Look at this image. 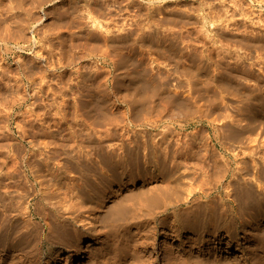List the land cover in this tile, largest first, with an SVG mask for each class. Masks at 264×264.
<instances>
[{
    "label": "rangeland",
    "instance_id": "rangeland-1",
    "mask_svg": "<svg viewBox=\"0 0 264 264\" xmlns=\"http://www.w3.org/2000/svg\"><path fill=\"white\" fill-rule=\"evenodd\" d=\"M40 142L93 159L100 145L116 152L114 171L75 193L88 210L106 192L83 262L264 264V0H0V172L36 150L47 160ZM148 144L180 145L176 160L192 170L168 204L148 202L163 192L155 178L125 177L127 162L146 166ZM246 191L261 203L243 212L234 198ZM32 223L38 248L28 262L41 264L50 242L39 239L42 218Z\"/></svg>",
    "mask_w": 264,
    "mask_h": 264
},
{
    "label": "bare ground",
    "instance_id": "bare-ground-1",
    "mask_svg": "<svg viewBox=\"0 0 264 264\" xmlns=\"http://www.w3.org/2000/svg\"><path fill=\"white\" fill-rule=\"evenodd\" d=\"M86 85L88 86V84ZM81 87L82 85L79 88ZM80 116L82 117L80 118V120L82 119V121H84L83 123L87 127L92 128V124L94 122L92 123V121L88 119L89 115H87L88 116L87 117L84 114V112H81ZM77 117H79V115ZM101 121H102L101 118H98L97 123L101 124ZM22 133H24L23 136L25 137L26 132H22ZM27 146L28 145L26 144L25 147ZM32 146L34 147V145ZM36 146L38 145L36 144ZM149 146L150 147H147V149L145 146V150H147V153H145V157H143L145 158L144 160L146 166H144V168H140L138 165L132 166L131 163L127 162L126 163L127 171L125 173V177H127L129 179L128 181H130V183L133 184H134L133 181L134 174L140 177L142 181L147 180L146 179L147 177H150L151 179L155 178L156 180L161 182L160 183L161 185L164 184L163 188H161L163 189V192H160L156 195L155 194L150 195L147 198V200L150 203V205H154V206L168 204L172 198H176V197L179 198L178 195L180 193L177 194L178 188H180L181 185L186 184L184 181L186 178H190L189 177L191 175L190 171L192 170L187 171L188 168L187 169L184 168L185 170H181L179 166L181 162L176 160V157L179 156L178 154H181L180 153L181 150L179 151V148H181L180 145H179L180 147L179 146L174 147L173 145H172L173 147H170L171 145H168L164 147L165 148V150H163L164 152L159 151L158 150L159 148H157L156 146H152V145ZM38 148H41L40 154L41 155L44 154V156L46 155L47 160H44L45 158L36 159L35 158V156L37 155L36 151L38 150L36 151L34 150L35 152H33L32 157H29V154L31 152L28 155L26 154L24 155L21 164H19V162L17 163L14 160L13 161L6 160V163H3V168L6 167V172L5 173H3L4 171L2 173L0 172V251H2L1 252L2 254L0 255V264L6 263V256H8L10 252L18 253V255L20 256L18 260H16L15 256H13L11 260L12 264H20V262L21 264L30 263L28 262V257H30L34 249L36 251V248H38L34 246V242H36L35 241L36 233L34 230H31L29 228L32 224H35L32 223V220L35 219V217H40L43 220L41 229H39L40 231L38 232L39 239L41 237V242L44 239H47L50 242L46 250V260L41 264H72L75 260H78V264H88L90 260L88 263L87 262L85 263L83 261L87 257V255L91 252L90 251L91 250L90 247L92 245L91 242L92 241L97 242V238H98L97 231L99 229L98 227H96V225H98L96 223L98 220L97 217L99 215L97 214L98 211L94 207V205L95 203H98L99 206L102 207L105 201L104 196H106L105 195L106 192H104L105 191L104 190L103 192L101 191L102 193L98 194L99 196L97 198V201L94 202V205L88 202L89 204L86 207L90 209V210L88 209L89 211L86 209H82L85 205L81 202L79 203L83 204L84 206L82 205L83 206L82 208H77L78 202L77 203L75 202V198H77L76 197L77 194L75 193L77 192L84 193V191L88 189L86 188L88 186L86 182L88 183L89 176L96 175L98 178L99 177L101 178L102 175L104 174L106 175L109 171L111 172L114 171V168L116 167V164L119 161L117 160L114 163L110 160V157L116 152L113 148L112 150L109 149L106 150L103 145H100L97 149V156L95 157V159H93V157L91 156L89 157L85 154H84L85 156L82 155L75 156L72 153L73 152L72 148L70 150V148L65 146L63 147L59 145L51 146L46 142L44 143L40 142ZM128 149L133 151L132 152L133 154L134 151L139 152L137 149L134 148L132 149L128 147L127 150ZM181 149L184 148L182 147ZM125 151L126 149L124 148V152ZM39 155L37 157H40ZM212 156L213 155L211 153L210 157ZM58 157H60L62 160L60 161L55 160ZM136 161L138 162V160ZM2 162H4V160ZM2 162L0 161V163ZM225 164H227L228 166L226 172L229 173L230 172L229 163H225ZM252 165H253L254 173L259 178L258 173H260L259 172L260 167L258 168L257 166L258 164L256 163L254 164L252 163ZM20 167H22V171L20 172L21 175L19 176L18 172ZM181 167L183 168V166ZM44 171H49L50 177H47L48 175L46 176L45 174L46 172L44 173ZM71 171L72 172L74 171L75 173L78 172L79 175L77 176L79 178L77 179L73 177L74 175L67 176V174H69ZM98 171H100V173H98ZM195 171H193V173ZM18 176L23 178L21 179L23 180L24 183L17 181ZM225 176L227 175L225 174ZM192 178L193 177H191V179ZM79 179L83 180L81 181V183L83 182L84 186L81 183H79L80 182ZM29 183L31 184L28 185ZM62 190L64 191L63 196L61 195ZM248 195L249 193L247 191L245 192V194L235 195L234 202H236L235 204L240 209L239 211L245 212L244 210L261 203L260 200L257 202H252V200ZM93 196L91 197L92 199L94 198ZM35 197H38V199L37 202L34 204L32 203V200ZM86 199H87L86 201L89 200V198ZM95 199L96 198H94L93 200ZM73 202H75L76 205H74ZM186 202H188V200ZM81 204H79V207H81L80 206ZM34 205L35 207H33ZM122 208H123L122 206L119 207L117 206L115 208L116 210L115 209L114 210L117 213L118 210L120 212ZM253 211L255 212L259 211V214L263 212L262 210H255V208H252L249 212L251 213ZM87 212H89V214ZM109 212H111V210ZM112 213L114 212L112 211ZM106 214L107 213H105V215ZM113 215H110V217H112ZM253 216H257V214H254ZM85 220L86 221L89 220L88 223L91 224V226L89 225L90 227L86 226L87 222ZM174 221H177V219ZM81 222L82 223L86 222L85 225L86 229L84 225L80 224ZM182 229L183 228L180 226V224H176L172 226L171 231L175 232L176 237L180 239ZM83 230L88 231L89 234L85 235ZM226 236L228 237L227 239L228 243L229 241H234L235 236L232 233L231 228L227 229ZM218 237L219 236H217L216 238ZM188 238L190 242L194 241L196 243H200L198 248L202 247L203 245L201 243L203 240L202 238L194 239V237H192L191 235H188L187 239ZM41 242H38L37 239L38 244H42ZM183 242L186 243L188 242V240L186 241L183 240ZM239 250L242 251L240 248V242L237 243V246L235 248V251H239ZM93 261L94 260H92L91 262ZM102 263H104V261Z\"/></svg>",
    "mask_w": 264,
    "mask_h": 264
}]
</instances>
